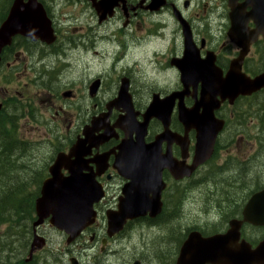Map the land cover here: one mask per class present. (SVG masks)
Returning a JSON list of instances; mask_svg holds the SVG:
<instances>
[{
    "label": "flooded vegetation",
    "instance_id": "1",
    "mask_svg": "<svg viewBox=\"0 0 264 264\" xmlns=\"http://www.w3.org/2000/svg\"><path fill=\"white\" fill-rule=\"evenodd\" d=\"M247 1L236 3L244 5ZM39 3L53 29L51 42L23 35L14 37L1 55L2 78L8 87L25 82L24 89L32 90L27 104L35 101L32 103L37 107L35 110L53 112L48 118L49 128L63 123L69 131L74 130L73 140L60 150L55 149L53 160L44 165L43 182L50 176V167L59 154H74L68 163L82 156L79 166L85 168L83 174L98 185L102 195L93 203L94 222L73 241H69L70 235L52 227L50 218L34 226L38 219L35 202L36 219L17 264H149L152 243L142 242L140 226L148 230L157 228L171 218L168 208L175 207L174 200L181 198L179 191L184 195L186 191H195L199 195L206 183L217 187V181L222 183L220 178L225 175L239 177L241 185L231 193L234 196H224L217 189L208 190L210 202L211 198L220 196L212 206L234 207L230 213L223 211L226 226L212 235L226 233L231 222L237 220L242 222L241 240L253 249L259 246L264 240V225L246 222L244 213L253 195L264 191L263 181L257 185L246 183L261 156H245L244 151L249 145L253 150L254 144L241 140L235 146L233 140L236 127H244L243 121L234 119L235 108L242 103L244 109L239 114H245L264 129V88L234 101L223 100L221 96L212 100L205 94L199 70L204 66L219 73L220 78H227L233 62L242 55L243 48L229 35L233 26L230 0H39ZM251 10L252 6L247 5L240 12L245 17ZM245 20L247 29L255 31L254 20ZM262 44L264 40L259 37L243 59L241 71L250 78L264 73V68L255 69L264 62L263 58L254 56V50ZM96 65L102 72L93 77ZM74 66L76 74L67 80L62 72ZM183 75L187 80L184 81ZM15 96L9 94V99L0 102L1 112L10 118L7 124L19 128L27 113ZM156 101L158 114L171 112L170 133L159 143L157 139L166 131L164 122L160 117H152L149 122L145 119ZM35 110L28 113L30 118L36 119ZM191 110L193 122H187L181 112L184 116L185 111ZM210 110L216 119L224 122V127L217 135L211 156L196 165L200 156L196 158L195 119ZM93 121L96 125L92 133L89 129ZM258 133L256 150L263 154L264 130ZM131 146L148 151L142 156H158L165 184L162 211L156 217L149 213L128 220L122 231L111 234L109 218L127 203V187L132 183L133 171L128 168L131 156L126 153ZM125 156H129L130 164L122 163ZM63 172L69 175V171ZM132 195L135 205L154 197L143 193ZM90 198H96L94 193ZM133 234L139 242L132 257L126 259L125 242H130ZM57 236L62 239L61 246L67 245L65 251L58 250L60 254L52 249L58 242L54 239ZM183 242L172 264L176 263ZM143 245L144 253L137 250Z\"/></svg>",
    "mask_w": 264,
    "mask_h": 264
},
{
    "label": "water",
    "instance_id": "2",
    "mask_svg": "<svg viewBox=\"0 0 264 264\" xmlns=\"http://www.w3.org/2000/svg\"><path fill=\"white\" fill-rule=\"evenodd\" d=\"M236 2L237 0H230L233 26L229 35L232 41L243 48L240 59L233 62L232 70L227 78H220L219 73L206 70L204 66L199 68L205 94L212 100L221 96L223 100L234 101L240 96L251 95L264 88V73L252 79L241 71L243 59L250 46L260 36L264 40V0H248L244 5H238ZM247 5H251L252 10L244 17L240 10H244ZM245 19L254 20L257 25L255 31L247 29ZM19 34L33 40L51 42L53 29L39 0L14 1L8 19L0 26V60L4 48L11 45L13 37ZM189 66L192 67V64ZM156 105L157 101L145 114V119L149 122L152 117H160L164 122L166 131L160 139H157L159 143L166 134L168 136L170 133L171 112L161 116L156 111ZM2 108L0 103V112ZM181 115L185 121L193 122V110L185 111L184 116L181 112ZM195 122V128L198 131L196 158L200 156L196 165H199L211 156L215 140L223 129L224 122L216 119L211 110L200 115ZM95 125L96 121H93L90 132L95 131ZM75 148L76 146L71 153ZM147 152L137 150L135 146L126 150V153L131 156V164L129 156H125L122 163L130 164L128 168L133 171L130 174L132 183L127 187V203L124 202L119 211L109 218L111 234L122 231L128 220L148 213L156 217L162 211L161 193L164 189V182L160 175L162 167L156 156H142V153ZM72 156L59 154L50 167V176L43 182L41 195L36 200L38 220L34 223L37 227L43 224L45 219L50 218V224L53 227L70 235L69 241L75 240L82 230L94 222L93 203L102 195L98 185L83 174L85 168L79 166V161L83 157L76 156L75 161L68 163ZM63 170L69 171V175H65ZM92 193L96 196L94 200L90 198ZM132 193H136L137 196L139 193L153 194L154 197L147 199L150 205H145L147 204L145 199L139 202V205H135ZM137 201H140L139 197ZM244 215L246 222L255 226L264 225V191L253 195ZM241 227L242 222L235 220L231 222L230 229L224 234L204 237L199 232H192L182 246L176 264H264V240L253 249L248 242L241 240Z\"/></svg>",
    "mask_w": 264,
    "mask_h": 264
},
{
    "label": "rangeland",
    "instance_id": "3",
    "mask_svg": "<svg viewBox=\"0 0 264 264\" xmlns=\"http://www.w3.org/2000/svg\"><path fill=\"white\" fill-rule=\"evenodd\" d=\"M13 1L14 0H0V23L5 18L7 10L10 8ZM69 50L71 51V54H73V51L71 49ZM94 51L95 50H91V52ZM149 53L151 54L150 51ZM257 55L259 58H263L264 60L263 44L256 47L254 50V56L256 58ZM54 64L55 61H53L52 65L54 66ZM263 66L264 62H262L261 66H256V71L263 69ZM95 68L96 71L94 72L93 77L102 72L100 66L96 65ZM75 74L76 66L62 72V75L67 77V80ZM3 76L4 69L3 71H0V102L9 99V94H16L14 98H16L17 101H20V107L25 113H27V118H22L19 128L13 127L11 124H7V128L4 130L8 132V138L5 139L0 137V190L6 189V187L10 185L12 180L15 178L25 179L28 174L31 175H29L30 178H34L35 172H39L38 169H42L44 165L49 162V159L53 160L55 149L60 150L74 138V135H72L74 130L69 131L66 128L68 126L67 124L60 123V126L56 125L49 128L51 123H49L50 120L48 118L52 117L53 112H43L42 109L41 112L35 110L37 107L32 104L35 101H32L30 105L27 104L29 102L27 100L32 97L30 95L32 90L28 91L24 89L25 82H15V84L8 87L6 80L2 78ZM28 76H30L29 73ZM23 95L25 98L22 97ZM33 108L36 111V119L32 117L30 118L31 115H28ZM243 109V103L235 108L236 115L234 119L243 121L244 127H236V130H234L235 138L233 140V144L237 146V143L241 140L244 142L249 141L254 144L253 150V147L249 145L248 149L244 151L245 156H257L259 154L261 157L260 160H258L253 166V170L249 173L246 183L247 185H257L260 181L264 182V166L261 165L262 163L264 165V153L261 154L256 150V142L259 140L257 137L260 135L258 132H261L264 129H261L255 121L253 122L252 120L250 121L247 119L245 114H239V112ZM27 121H30V123H27ZM231 129L232 126L230 127V130ZM19 141L32 142L35 145H25L22 148H14V146H17L15 142ZM30 148H34L33 151H31ZM233 153L238 152L233 151ZM232 178H230V175H225V177L220 178L222 183L217 181V187H215L211 182L206 183L205 188H202L203 191L202 193L200 192L199 195L197 192L195 193V191H186L185 195L182 191H179L178 195L181 198L174 200L175 207L168 208V213L171 216L168 221L162 222L153 230H148L143 228L144 226H140L141 232L144 235L142 242L147 244L152 243V249H150L149 252L151 258L149 264H172L176 259L181 243L186 239L188 233L191 231L198 230L201 231L204 236H209L225 228L226 224L222 219L223 214L230 213L234 207L221 208L218 206H212L211 204L217 202L220 196L211 198L210 202L211 193L208 190L217 189V193H221L224 196H230L232 195L231 193L236 191L235 188H240L241 185L239 183V177L238 179L237 177H234L237 180L236 182L233 180L234 178ZM29 184L33 191L35 188L31 183ZM27 196L28 195L25 193L21 196V198H27ZM235 197L238 198L237 195H235ZM17 199H20V197ZM6 208H9L10 212L17 211V200H12L6 205ZM169 215L166 214V217ZM34 217L36 219V215H34ZM34 221L30 222V225L28 226V230H30V232H32V225ZM23 231L24 230L21 228L20 230L15 228L13 233H9L8 223L0 224V261H5L6 259L7 261L12 262V264L18 263V259H20L19 255L23 248V241H19V238ZM131 237L132 239L130 242H125L128 252L125 254L126 259H130L132 257L131 255L134 254V246L139 242L138 237L134 234ZM54 239H58L56 245L52 246L55 253L60 254L58 250L63 249V251H65L67 249V245L61 246L62 239L59 236ZM143 247L144 245L138 247L137 250L144 253L142 250ZM15 258L17 260H15Z\"/></svg>",
    "mask_w": 264,
    "mask_h": 264
},
{
    "label": "trees",
    "instance_id": "4",
    "mask_svg": "<svg viewBox=\"0 0 264 264\" xmlns=\"http://www.w3.org/2000/svg\"><path fill=\"white\" fill-rule=\"evenodd\" d=\"M10 121V118L7 117L5 112L0 113V137L1 138H8V132L4 129L7 128V123ZM13 126V125H11ZM17 146L14 148H22L25 146V142H15ZM20 145V146H19ZM43 169H38L39 172H35V177L30 178V174L26 176V178L18 179L15 178L12 180V183L6 187V189L0 190V224L1 223H8L9 225V233H13L15 228L20 230L23 229L24 231L21 233L19 241H23V245L28 240L30 230H28V226L30 222L34 221L35 217V202L40 194L41 185L43 182L44 175ZM28 172V171H27ZM31 173V172H30ZM30 175V176H29ZM35 188L33 191L30 187V184ZM27 194V198L23 197L22 195ZM20 197V199H17ZM17 200V211L10 212L9 208H6V205L10 203L12 200ZM28 231V232H27ZM26 232V233H25ZM25 242V243H24ZM29 243V242H28ZM10 259V258H7ZM15 260H17L15 258ZM17 263V261H16ZM0 264H12V262L7 261H0Z\"/></svg>",
    "mask_w": 264,
    "mask_h": 264
}]
</instances>
